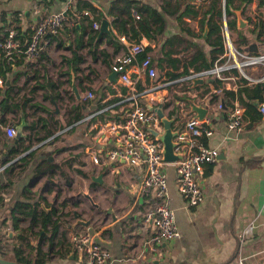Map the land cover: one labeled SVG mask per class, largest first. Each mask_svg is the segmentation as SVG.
<instances>
[{"label":"crops","instance_id":"obj_1","mask_svg":"<svg viewBox=\"0 0 264 264\" xmlns=\"http://www.w3.org/2000/svg\"><path fill=\"white\" fill-rule=\"evenodd\" d=\"M114 1L116 0H53L49 8H45L40 0H0V28L3 15L11 18L16 13L22 18L23 29H30L37 22L36 19L40 20L41 15L51 12L66 14L71 11L80 20L75 5L87 2L105 15L111 32L118 35L112 24V16L108 15L109 7ZM136 1L139 3L138 7L147 4L157 9L167 5L174 9L178 1L184 4L189 1L200 7H208L210 4V0ZM259 3L262 5L259 6ZM27 11L26 16L24 13ZM84 12L87 11L82 13ZM247 17L253 22L260 18L264 24V0H252L242 14L245 20ZM184 20L198 32L197 18L191 20L185 17ZM166 21V38L180 34L185 38L174 20L168 18ZM247 22L246 28L237 30L245 31L249 40L248 47L253 53L264 50V43L256 40V34L246 31L252 29V25L248 20ZM82 31L83 38H80ZM88 32L86 21L82 27L79 24L78 28L75 26L74 30L67 19L53 37L51 45L44 48L37 59L27 60L18 52L12 54L10 59L4 56L10 63L11 71L6 77H0V162L1 154L6 151L16 149L21 153L0 167V185L4 182L9 185L7 199H4L6 210L2 216L5 217L18 202H39L40 208L46 211L49 208L45 207V203L48 207L56 208L59 230L53 241V251L57 250L55 245L60 240L65 249L62 250V255L51 252L47 241L51 232H45L41 248L48 253L46 264H81L80 257L70 250L67 241L70 231L80 229L94 234L96 240L110 252V264H264V118L259 111L244 114L243 130L231 132L226 127L228 104L233 105L237 101L230 100L223 90L213 89L212 79L191 87L197 93L198 100L183 94L187 90L185 86L177 88L175 92H161L169 99V106L162 109L164 114L168 116L169 111L174 109V127L190 115L196 116L190 111L189 99L207 108L205 119L208 118L213 129L207 145L216 149L218 156L214 163L205 167L200 180L205 200L195 208H186L185 200L176 190L175 165L164 166L179 236L174 241L162 243L160 254H157L152 251L149 242L155 231L144 216L143 200L137 191L141 169L136 166L93 162L95 152L110 147L109 143L95 138V123L97 120L111 118L113 114L107 112L98 118L87 119L96 111V106L94 102L84 98L88 91L93 96L97 91L104 92L102 103L124 95L118 83L108 82L113 66L127 47L120 41L121 37L126 38L128 43H141L143 47L154 48V43L145 38L133 41L126 35H120L118 40L122 47L115 52L114 46L106 40L107 35H104L99 49L109 56L107 63L102 56L93 60L86 48H77L76 39H81L85 45ZM230 34L236 43L239 40L237 35L234 31H230ZM19 46L22 50L25 44L19 43ZM182 46L183 43L164 46V53L170 52V57L177 58L179 63L175 68L168 65L166 60L158 65L154 63L160 79L171 80L169 75L172 74H180V77L184 75L185 66L197 52L190 47L181 49ZM71 51L78 52L84 58L83 63L79 64L81 72L74 75L79 99L71 86L73 73L67 64L62 63V57L71 58ZM205 51L208 52L209 48ZM157 55L156 51L152 54L154 58ZM187 68L188 72L194 70L189 66ZM261 73L262 68L249 70L254 78ZM84 77L90 82L79 81ZM132 78H137L136 86L141 89L147 85V79L141 74L132 75ZM47 79L56 87L47 85ZM237 81L230 80L225 84V90L236 91ZM204 90L208 92L203 93ZM5 99L9 109L3 112L1 102ZM140 101L141 104L145 102L146 107L150 106L147 104L148 97H143ZM80 114L82 117L77 120ZM22 121L23 137L8 138L3 127L10 125L18 129ZM28 145L30 147L24 152L23 149ZM257 162L259 166H249ZM5 168L6 174L3 173ZM62 173L68 177L69 185ZM99 175L102 176L101 181L97 182ZM75 215L79 220L88 222V226L78 224ZM27 225V222L23 223V227ZM12 237H15L13 233ZM16 241L15 239L14 243ZM36 242L37 239L33 237L32 243Z\"/></svg>","mask_w":264,"mask_h":264},{"label":"built area","instance_id":"obj_2","mask_svg":"<svg viewBox=\"0 0 264 264\" xmlns=\"http://www.w3.org/2000/svg\"><path fill=\"white\" fill-rule=\"evenodd\" d=\"M206 1V0H205ZM224 9V0H221ZM91 16L89 12L83 13ZM133 17L138 15L133 12ZM67 20L63 13L45 14L38 22L30 27V38L24 50L20 49L16 39V31L10 30L7 39L1 45V53L8 59L15 52L22 54L27 60L37 59L44 48L51 45L52 39ZM227 18L222 16L220 35L223 41V54L210 69L199 71L190 70L187 74L176 80L160 79L159 72L152 65L150 56H146L139 63H135L137 57L143 53L141 43H128L126 38L120 41L125 44L126 50L117 60L113 70L119 71L118 85L127 89L124 95H119L118 100L101 110L93 112L88 118L112 112L111 118L95 123V138L110 144V147L95 152L93 162L104 164H117L119 166H136L141 169V180L137 191L143 200L144 216L150 221L154 234L150 238L152 251L160 254V245L178 238L179 233L175 224V212L171 207L168 194V182L163 163L162 146L155 136L161 135L163 126L155 113V109L169 102L168 96L162 95V91L171 89L172 92L179 87H187L183 93L198 100L197 93L191 88L195 79L207 81L209 79L221 82L218 91H224L225 84L232 79H244L247 85H255L264 82V50L256 53H246L236 47L227 26ZM94 23L93 28L97 29ZM262 68L259 77L254 78L249 70ZM236 72L237 76L231 75ZM143 75L147 79V85L141 90L137 89V78L132 75ZM227 75V76H226ZM0 85L2 80L0 79ZM114 87V86H113ZM189 87V90H188ZM105 94L108 95L107 92ZM148 97L150 106L141 104V99ZM85 100H91L93 94L88 91ZM105 102V101H104ZM184 106L180 105V108ZM220 107V105H219ZM262 118H264V101L256 105ZM172 110V109H171ZM181 112V111H180ZM245 109L239 103H234L229 108L226 118V127L231 132H240L244 127ZM181 119V118H179ZM175 122V121H174ZM8 138H14L17 129L7 125L3 127ZM173 130L177 132L173 141L175 154L181 159L173 163L176 168L175 185L178 194L185 200L186 208H195L203 203V193L200 180L204 175L205 167L217 160L218 151L207 145V139L213 134L211 124L207 119H198L194 115L183 119ZM70 250L80 257L81 264H110V252L96 240V236L85 230L70 231L67 235ZM243 264V262H239Z\"/></svg>","mask_w":264,"mask_h":264},{"label":"trees","instance_id":"obj_3","mask_svg":"<svg viewBox=\"0 0 264 264\" xmlns=\"http://www.w3.org/2000/svg\"><path fill=\"white\" fill-rule=\"evenodd\" d=\"M52 1L53 0H40L45 8H49ZM251 2L252 0H224V9H222L221 0H210L208 7H200L198 5L191 4V2L189 3V1L185 4L178 1L174 9H171L170 5L162 6L157 9L147 4H140L141 7H138L137 4L139 3L136 0H116L111 3L108 15L112 16V24L118 35L112 33L110 36H106V40L114 46L115 52H117L122 47V44L118 40V36L126 35L133 41H139L142 38H145L149 42L154 43V48H151L150 46L144 47L143 53L137 57L138 63L146 56H150L153 66H155L154 63L158 65L163 60H166L168 65L172 68H175L179 61L177 58L170 57V52L164 53V46L173 45L174 43H183L181 49L190 47L193 51L197 52V55L188 63L187 66L192 67L194 71L210 69L224 51L223 41L220 35L223 12L227 18V26L229 30L234 31L239 39L235 43L236 47L243 52L253 53L252 49L248 47L249 40L244 34L245 31L237 30L236 16L234 13L239 10L242 14H244L246 6H248ZM261 5L262 3H259V6ZM75 11L76 14L81 17L80 20L77 19L71 11H67L65 14L69 23L72 25V28L75 30V26L78 24L82 27L84 21L87 22V26L89 27L85 45H83L81 39H76L77 48H86L87 54L90 55L93 60H95L97 56H102L105 62L108 63L109 56L106 55L104 51L99 49L104 36L99 37L98 30L93 28L94 23L99 25L103 19H106L105 15L98 12L96 8L87 2L77 3L75 5ZM83 11L89 12L91 17L85 16L82 13ZM133 12L138 15V19L133 17ZM42 17L43 16L41 15L39 18ZM185 17H189L191 20H195L197 18V33L193 28L188 26L184 20ZM168 18L174 20L178 24L180 33L185 34V38L182 34L173 38H166V19ZM228 18L231 19L228 20ZM21 19L22 18L18 16V13L14 14L11 18H7L5 15L2 16V27L0 28L1 78L6 77V74L11 71L10 63L7 62V58H5L3 53H1V45L7 39L9 31H16V39L21 45L25 44V46L22 47V50L25 49L29 41L30 29H23ZM246 19L249 21V24L252 25V29H248L246 31L252 35L256 34V40H260L264 43V24L262 20L257 18L256 22H253L250 17H247ZM36 21L38 22L39 20L36 19ZM205 28H207L208 33L204 37L203 33ZM83 34L84 32L82 31L80 38H83ZM76 38H78V36ZM206 48H209L208 52L205 51ZM154 51L158 54L156 58L152 56ZM71 54V58L62 57V63L67 64L73 75H76V72H81L79 64L83 63L84 58L76 51H71ZM187 66H185L184 75L188 73ZM90 72L97 76V73L94 70L90 69ZM231 75L237 76V73L231 72ZM180 76V74L169 75L171 81ZM83 80L90 82L87 77L79 79L80 82ZM47 85L56 87V85L48 79ZM122 87L123 86H121L122 93L125 94L127 89ZM211 87L213 89H219L221 87V82L218 80H212ZM137 89L141 90L139 86ZM207 92L208 90L203 91V93ZM224 93L230 100L237 101L242 107H244L245 114H250V112L255 113V111L258 112L256 105L262 103L264 100V82L248 86L244 79H239L237 81L236 91L224 90ZM104 97V92L99 93L97 91L95 96L91 99L96 106V111L101 110L118 100L115 98L112 100H106L102 103ZM7 104V99L1 102L3 112H6V110L9 109ZM143 104L146 106L145 102H143ZM168 106L169 103L167 102L162 104L161 108L165 110ZM228 107L231 108L232 104L229 103ZM173 114H175L174 109L169 111L168 117L172 118ZM81 117L82 115L80 114L76 119L78 120ZM28 147L30 146L28 145L25 149H23L24 152L28 149ZM20 153L21 152L16 149L2 153L0 167L12 161ZM259 165V162H257L255 164H250L249 166ZM6 169L7 168L4 169V174H6ZM62 175L69 185L68 177L64 173H62ZM8 186V182H4L0 185V258L16 264H46L49 259L48 253L43 252L41 248V242L45 239V232H51L50 238L47 239L49 250L53 253L62 255L61 252L65 248L63 241L61 240L55 245L57 250L53 251V241L59 230V216L56 208L54 206L48 207L45 203V207L49 208L46 211L40 208L39 202H18L12 209L9 210L8 214L3 217L2 214L6 209L2 194H4V190L7 189ZM24 222L28 223L27 227H23ZM7 229L11 231L15 237L9 239V235L6 231ZM33 237L37 239L36 244L32 243ZM15 239L17 241L14 243Z\"/></svg>","mask_w":264,"mask_h":264},{"label":"water","instance_id":"obj_4","mask_svg":"<svg viewBox=\"0 0 264 264\" xmlns=\"http://www.w3.org/2000/svg\"><path fill=\"white\" fill-rule=\"evenodd\" d=\"M24 14L27 16L28 11L25 12ZM235 16H236L237 28L240 30H242L243 28H246L248 25V22H247V20L242 18L241 12L236 11ZM76 26L78 28V25H76ZM98 31H99L98 36H104V35L110 36L112 34L111 29H110V24L106 19H103L100 22L99 27H98ZM206 33H207V28H205L203 35L206 36ZM124 70L125 69H122L119 71L113 70L108 76V82L114 83V84L117 83V77H118L119 73L123 72ZM71 80H72L71 86H72L73 92L75 93L76 98L79 99V93L76 90L75 85H74V75H72ZM203 83H205L204 80L195 79L193 81V87H197L199 84H203ZM188 106L190 108V111L196 115V118H198L200 120L205 118V116L207 114V108H204V107L198 105L197 103H195L191 99L188 100ZM154 111H155L156 115L158 116V118H159V120L163 126L164 132L161 135H156V133L154 131H151V134L153 136H155L157 138V140L161 143V146H162L161 152H162V156H163V160H162L163 163L173 164L176 161H178L179 159H181V156L175 154V152H174L175 143H174L173 139L177 135V132L173 130V123L175 120L173 118H169L167 115H165L160 106L157 107ZM23 123L24 122L22 121L21 125L17 129V134L15 136L16 139H20L23 137V134L21 131L22 130L21 126L23 125ZM23 154H26V153H23ZM23 154L20 155L18 157V159L21 158L23 156ZM101 177L102 176L99 175L96 178V181L100 182ZM75 218L78 219L77 215H75ZM78 224L83 225V226H88L89 223L83 222V221L78 219ZM7 234L9 235L10 238L12 237L11 231H7ZM0 264H16V263L11 262V261H6V260H3L0 258Z\"/></svg>","mask_w":264,"mask_h":264},{"label":"rangeland","instance_id":"obj_5","mask_svg":"<svg viewBox=\"0 0 264 264\" xmlns=\"http://www.w3.org/2000/svg\"><path fill=\"white\" fill-rule=\"evenodd\" d=\"M90 64H88L89 66ZM169 91H172L171 89H168ZM87 93V92H86ZM4 199H7V189L4 190V196L2 195ZM37 230V229H36Z\"/></svg>","mask_w":264,"mask_h":264}]
</instances>
